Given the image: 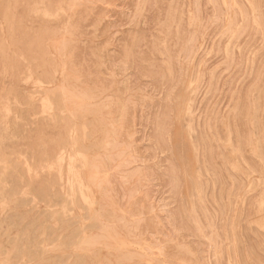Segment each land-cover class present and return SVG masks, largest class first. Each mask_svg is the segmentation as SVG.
I'll use <instances>...</instances> for the list:
<instances>
[{
    "label": "rangeland",
    "instance_id": "obj_1",
    "mask_svg": "<svg viewBox=\"0 0 264 264\" xmlns=\"http://www.w3.org/2000/svg\"><path fill=\"white\" fill-rule=\"evenodd\" d=\"M22 1L0 0V264H264V0Z\"/></svg>",
    "mask_w": 264,
    "mask_h": 264
},
{
    "label": "bare ground",
    "instance_id": "obj_2",
    "mask_svg": "<svg viewBox=\"0 0 264 264\" xmlns=\"http://www.w3.org/2000/svg\"><path fill=\"white\" fill-rule=\"evenodd\" d=\"M8 1H9V0H8ZM19 1H20V0H19ZM23 1H24V0H23ZM23 1H22V2H19V3H23ZM27 1H29V0H27ZM27 1H26L25 4L28 3ZM52 1H55V0H51V2H52ZM57 1H58V0H57ZM72 1H73V0H72ZM229 1H230V0H229ZM247 1H248V0H247ZM17 2H18V1H17ZM30 2H31V1H30ZM46 2H47V1H46ZM7 3H8V2H7ZM47 3H48V2H47ZM47 3H46V4H47ZM53 3H54V2H53ZM221 3H222V2H221ZM221 3H220V4H221ZM25 4L23 5V7L25 6ZM242 4H243V3H242ZM256 4H257V2H256ZM258 4H259V3H258ZM2 5H3V4H2ZM15 5H16V4H15ZM29 5H30V3H29ZM31 5H32V4H31ZM52 5H53V4H52ZM228 5H229V4H228ZM246 5H247V4H246ZM8 6H9V5H8ZM16 6H17V5H16ZM16 6H15V7H16ZM18 6H19V4H18ZM21 6H22V5H21ZM46 6H47V5H46ZM231 6H232V5H231ZM15 7H14V9H15ZM36 7H37V6H36ZM39 7H40V6H39ZM47 7H48V6H47ZM97 7H98V6H97ZM247 7H248V5H247ZM258 7H259V6H258ZM4 8L6 9L5 5H4ZM25 8H26V7H25ZM42 8L45 9V7H42ZM262 8H263V7H262ZM26 9H27V8H26ZM28 9H29V8H28ZM40 9H41V8H40ZM44 9H43V10H44ZM65 9H66V8H65ZM100 9H102V8H100ZM225 9H226V8H225ZM235 9H236V8H235ZM8 10H9V9H8ZM24 10H25V9H24ZM55 10H56V9H55ZM83 10H84V9H83ZM256 10H257V9H256ZM2 11H3V10H2ZM11 11H12V9H11ZM14 11H15V10H14ZM22 11H23V10H22ZM29 11H30V10H29ZM228 11H229V10H228ZM234 11H236V10H234ZM26 12H27V11H26ZM26 12H25L26 17H28ZM81 12H82V10H81ZM237 12H238V11H237ZM11 13H12V12H11ZM21 13H22V12H21ZM23 13H24V11H23ZM52 13H53V12H52ZM230 13H231V12H230ZM245 13H246V12H245ZM249 13H250V12H249ZM2 14H3V13H2ZM13 14H14V13H13ZM13 14H12V15H13ZM78 14H79V13H78ZM250 14H251V13H250ZM250 14H249V15H250ZM259 14H260V13H259ZM16 15H18V13H17ZM21 15H22V14H21ZM28 15H29V14H28ZM39 15H40V14H39ZM83 15H85V14H83ZM2 16H4V15H2ZM2 16H1V18H2V20H3V17H2ZM9 16H10V15H9ZM85 16H86V15H85ZM222 16H223V15H222ZM238 16H239V15H238ZM18 17H19V16H18ZM23 17H24V16H23ZM32 17H34V16H33V11H32ZM38 17H39V16H38ZM80 17H81V16H80ZM80 17H79V18H80ZM256 17H257V16H256ZM40 18H41V17H40ZM67 18H68V17H67ZM82 18H83V17H82ZM84 18H85V17H84ZM84 18H83V19H84ZM222 18H223V17H222ZM225 18H226V17H225ZM250 18H251V17H250ZM259 18H260V17H259ZM261 18H262V17H261ZM11 19H12V18H11ZM35 19H37V17H36ZM77 19H78V18H77ZM77 19H75V20H77ZM13 20H14V19H13ZM15 20H16V19H15ZM23 20H24V19H23ZM26 20H28V19H26ZM80 20H81V19H80ZM195 20H196V19H195ZM240 20H241V19H240ZM4 21H5V20H4ZM10 21H11V20H10ZM41 21L43 22V20H40V21L38 22V25H39V23H41ZM68 21H69V20H68ZM223 21H224V20H223ZM247 21H248V20H247ZM251 21H252V20H251ZM53 22H55V21H53ZM56 22H57V21H56ZM64 22H66V21H64ZM74 22H75V21H74ZM74 22H73V23H74ZM78 22H79V21H78ZM220 22H221V20H220ZM233 22H234V20H233ZM245 22H246V21H245ZM249 22H250V21H249ZM257 22H258V21H257ZM261 22H262V21H261ZM12 23H13V22H12ZM44 23H45V22H44ZM51 23H52V21H51ZM226 23H227V22H226ZM1 24H2V23H1ZM13 24H14V23H13ZM13 24H12V25H13ZM36 24H37V23H36ZM69 24H70V22H69ZM249 24H250V23H249ZM251 24H252V23H251ZM260 24H261V23H260ZM41 25H42V24H41ZM52 25H53V24H52ZM56 25H57V24H56ZM79 25H80V24H79ZM81 25H82V24H81ZM222 25H223V24H222ZM224 25H225V24H224ZM231 25H232V24H231ZM238 25H239V24H238ZM238 25H237V26H238ZM261 25H262V24H261ZM0 26H1V25H0ZM44 26H46V25L44 24ZM50 26H51V25L49 24V27H50ZM53 26H54V25H53ZM53 26H52V27H53ZM63 26H64V25H62V27H63ZM235 26H236V25H235ZM30 27H31V26H30ZM32 27H33V26H32ZM36 27H38L37 29H39V26L36 25ZM49 27H48V28H49ZM60 27H61V26H60ZM246 27H248V26H246ZM254 27H255V26H254ZM256 27H257V26H256ZM256 27H255V28H256ZM260 27H261V26H260ZM34 28H35V27H34ZM34 28H33V29H34ZM50 28H51V27H50ZM251 28H252V27H251ZM16 29H17V28H16ZM16 29L14 28L15 31H17ZM21 29H22V28H21ZM21 29H20V30H21ZM23 29H24V31H26V30H25V29H26V26H25V28H23ZM29 29H30V28H29ZM41 29H42V28H41ZM51 29H52V28H51ZM53 29H54V28H53ZM75 29H76V27H75ZM223 29H224V28H223ZM228 29H229V28H228ZM244 29H246V28H244ZM18 30H19V27H18ZM30 30H31V29H30ZM49 30H50V29H49ZM241 30H242V29H241ZM9 31H10V30H9ZM22 31H23V30H22ZM38 31H39V30H38ZM41 31H42V30H41ZM45 31H46V30H45ZM56 31H58V30H56ZM239 31H240V29H239ZM256 31H257V30H256ZM260 31H261V30H260ZM0 32H1V31H0ZM17 32H18V31H17ZM33 32H34V31H33ZM33 32L31 33V35L33 34ZM76 32H77V31H76ZM224 32H225V31H224ZM11 33H12V32H11ZM13 33H14V31H13ZM27 33H28V32H27ZM35 33H36V30H35ZM35 33H34V35H35ZM45 33H46V32H45ZM49 33H50V32H49ZM238 33H239V32H238ZM23 34H26V33L24 32ZM40 34H41V33H40ZM43 34H44V33H43ZM57 34H58V33H57ZM68 34H70V33H68ZM79 34H80V33H79ZM229 34H230V33H229ZM261 34H262V33H261ZM15 35H17V34L15 33ZM19 35L22 36V35H21V32H20ZM31 35H30V36H31ZM37 35H38V34H37ZM54 35H55V34H54ZM2 36H3V35H2ZM10 36H11V35H10ZM39 36L41 37V35H39ZM32 37H33V36H32ZM37 37H38V36H37ZM42 37H43V36H42ZM12 38H13V37H12ZM21 38H22V37H21ZM28 38H30V37H28ZM33 38H34V37H33ZM44 38H45V37H44ZM50 38H51V37H50ZM26 39H27V38H26ZM37 39H38V38H37ZM21 40H22V39H21ZM46 40H47V39H46ZM29 41H30V40H29ZM29 41H27V42H29ZM33 41H34V40H33ZM13 43H14V41H13ZM24 43H25V42H24ZM41 43H42V40H41ZM44 43H45V42H44ZM1 44H3V43H1ZM35 44H36L35 47H36V50H37V46H38V45H37L36 42H35ZM6 45H7V44H6ZM15 45H16V44H15ZM26 45H27V43H26ZM75 45H76V44H75ZM8 46H9V45H8ZM19 46H20V43H19ZM21 46H24V44H22ZM21 46H20V47H21ZM30 46H31V45H30ZM39 46H40V45H39ZM2 47H4V46H2ZM26 47H27V46H26ZM44 47H46V46H44ZM72 47H73V46H72ZM76 47H77V45H76ZM9 48H10V47H9ZM29 48H30V47H29ZM38 48H40V47H38ZM42 48H43V47H42ZM16 49H17V48H16ZM24 49H25V48H24ZM27 49H28V48H27ZM34 49H35V48H34ZM40 49H41V48H40ZM74 49H75V48H74ZM193 49H194V48H193ZM2 50L5 51V49H2ZM7 50H8V49H7ZM44 50H45V49H44ZM46 50H47V49H46ZM72 50H73V49H72ZM22 51H23V49H22ZM41 51H42V50H41ZM19 52H20V51H19ZM33 52H34V51H33ZM0 53H1V51H0ZM37 53H39V49H38ZM44 53H45V52H44ZM49 53H50V51H49ZM82 53H83V52H82ZM2 54H3V58H5L4 52H3ZM9 54H10V53H9ZM25 54H26V52H25ZM28 54H29V53H28ZM40 54H41V53H40ZM51 54H52V53H51ZM80 54H81V52H80ZM36 55H37V54H36ZM36 55H35V56H36ZM65 55H66V54H65ZM29 56H33V55H29ZM41 56H42V55H41ZM44 56H45V55H44ZM81 56H82V55H81ZM48 57H49V56H48ZM51 57H52V56H51ZM75 57H76V56H75ZM32 58H33V57H32ZM39 58H40V57H39ZM76 58H77V57H76ZM79 58H80V57H79ZM81 58H82V57H81ZM10 59H11V58H10ZM34 59H35V58H34ZM34 59H33V60H34ZM37 59H38V58H37ZM42 59H43V58H42ZM48 59H49V58H48ZM77 59H78V58H77ZM77 59H76V60H77ZM4 60H5V59H4ZM40 60H41V58H40ZM45 60H46V59H45ZM49 60H50V59H49ZM82 60H83V59H82ZM23 61H24V60H23ZM46 61H47V60H46ZM50 61H51V60H50ZM78 61L80 62L81 60H78ZM35 62H36V61H35ZM11 63H12V62H11ZM20 63H21V62H20ZM24 63H25V62H23L22 66L24 65ZM28 63H30V61H29ZM28 63H27L26 65H28ZM32 63H34V62H32ZM36 63H38V62H36ZM40 63L42 64L41 61H40ZM47 63H48V62H47ZM13 64H14V63H13ZM74 64H75V63H74ZM78 64H80V63H78ZM1 65H2V64H1ZM18 65H19V64H18ZM38 65H39V64H38ZM49 65H50V64H49ZM52 65H53V64H52ZM55 65H56V64H55ZM55 65H54V66H55ZM5 66H6V65H5ZM16 66H17V65H16ZM28 66H29V65H28ZM34 66H35V65H34ZM39 66H41V65H39ZM9 67H10V66H9ZM10 68H11V67H10ZM170 68H171V67H170ZM3 69H4V68H3ZM17 69H18V67H17ZM29 69H30V67H29ZM36 69H37V67H36ZM13 70H14V69H13ZM25 70H26V69H25ZM32 70H34V69H32ZM46 70H47V69H46ZM17 71H18V70H17ZM23 71H24V68H23L22 72H23ZM26 71H28V70H26ZM41 71H42V70H41ZM13 72H14V71H13ZM22 72H21L20 75H22ZM56 72H57V71H56ZM59 73H60V72H59ZM12 74H14V73H12ZM23 75H26V73L23 74ZM59 75H60V74H59ZM18 76H19V74H18ZM38 76H39V75H38ZM45 76H47V75H45ZM54 76H55V75H54ZM27 77H28V76H27ZM24 78H25V77H24ZM41 78H42V77H41ZM43 78H44V77H43ZM46 78H47V77H46ZM44 80H46V79H44ZM61 81H62V80H61ZM43 82H44V81H43ZM80 82H81V81H80ZM78 83H79V82H78ZM81 83H82V82H81ZM40 84H41V83H40ZM79 84H80V83H79ZM70 86H71V85H70ZM26 87H27V86H26ZM27 90H28V89H27ZM51 93H52V92H51ZM53 100H54V99H53ZM2 103H3V102H2ZM64 106H65V105H64ZM4 107H5V106H4ZM44 107H45V105H44ZM54 109H55V108H54ZM58 109H59V108H58ZM5 110H7V109H5ZM8 111L10 112L9 109H8ZM31 111H32V110H31ZM0 112H1V111H0ZM9 112H8V114H9ZM19 112H20V111H19ZM28 112H29V111H28ZM62 112H63V111H62ZM18 114H19V113H18ZM1 115H3V114H1ZM22 116H23V115H22ZM17 117H18V116H17ZM17 117H16V118H17ZM1 118H2V117H1ZM21 118H22V117H21ZM20 121H21V119H20ZM65 121H66V120H65ZM69 121H70V119H69ZM72 121H73V120H72ZM12 122H13V120H12ZM14 122H15V121H14ZM45 122H46V121H45ZM19 123H20V122H19ZM19 123H18V124H19ZM43 123H44V122H43ZM71 123H72V122H71ZM47 124H49V123H47ZM47 124H46V125H47ZM68 124H70V123H68ZM44 125H45V123H44ZM46 125H45V126H46ZM50 125H51V124H50ZM94 125H95V123H94ZM18 126H19V125H18ZM52 126H53V124H52ZM61 126H62V124H61ZM46 127H47V126H46ZM64 127H65V126H64ZM77 127H78V126H77ZM7 128H8V127H7ZM19 128H20V127H19ZM36 128H37V127H36ZM47 128H48V127H47ZM191 128H192V127H191ZM44 129H45V128H44ZM55 129L57 130V128H55ZM59 129H60V128H59ZM98 129H99V128H98ZM41 130H42V129H41ZM50 130H51V129H49V131H50ZM52 130H53V129H52ZM61 130H62V129H61ZM53 131H54V130H53ZM62 131H64V130H62ZM81 131H82V130H81ZM95 131H96V128H95ZM190 131H191V129H190ZM37 132H38V131H37ZM37 132H35L36 134H35L34 136L37 135ZM39 132H40V131H39ZM47 132H48V131H47ZM51 132H52V131H51ZM55 132H56V131H55ZM59 132H60V131H58V133H59ZM96 132H97V131H96ZM49 133H50V132H48V134H49ZM58 133H57V134H58ZM63 133H64V132H63ZM71 133H72V132H71ZM41 134H42V133H41ZM46 134H47V133H46ZM46 134H45V135H46ZM93 134H94V132H93ZM254 134H255V133H254ZM25 135H26V133H25ZM30 135H31V134H30ZM30 135L28 134L27 136H30ZM61 135H63V134H61ZM64 135H66V134H64ZM64 135H63V136H64ZM100 135H101V134H100ZM3 136H4V135H3ZM38 136H39V135H38ZM46 136H47V135H46ZM46 136H45V137H46ZM51 136H52V135H51ZM51 136H50V137H51ZM80 136H81V134H80ZM23 137H24V135H23ZM32 137H33V136H32ZM36 137H37V136H36ZM41 137H42V136H41ZM45 137H44V138H45ZM50 137H49V138H50ZM54 137H55V136H54ZM58 137H59V136H58ZM98 137H99V136H98ZM256 137H257V136H256ZM256 137H255V139H256ZM25 138H26V137H25ZM37 138H38V137H37ZM65 138H66V137H65ZM100 138H101V137H100ZM251 138H252V137H251ZM51 139H52V138H51ZM61 139H62V138H61ZM47 140H49V139L47 138ZM47 140L45 139V141H47ZM62 140H63V139H62ZM259 140H260V139H259ZM52 141H53V140H52ZM52 141H51V142H52ZM73 141H74V140H73ZM256 141H257V139H256ZM48 142H49V141H48ZM58 142H59V141H58ZM101 142H102V141H101ZM54 143H55V142H54ZM69 143H70V142H69ZM260 143H261V141H260ZM49 144H50V143H49ZM49 144L46 143V145H49ZM80 144H81V143H80ZM100 144H101V143H100ZM258 144H259V142H258ZM2 145H3V144H2ZM94 145H95V144H94ZM94 145H93V146H94ZM101 145H102V144H101ZM193 145H194V144H193ZM51 146H52V145H51ZM53 146H55V145H53ZM72 146H73V145H72ZM74 146H75V145H74ZM251 146H252V145H251ZM248 147H249V146H248ZM259 147H260V146H259ZM2 148H3V147H2ZM52 148L55 149L54 147H52ZM95 148H96V147H95ZM100 148H101V147H100ZM260 148H261V147H260ZM260 148H259V149H260ZM41 149H43V148H41ZM39 150H40V149H39ZM51 150H52V149H51ZM51 150H50V151H51ZM62 150H64V149H62ZM261 150H262V149H261ZM261 150H260V153H261ZM40 151H42V150H40ZM44 151H45V149H44ZM47 151H49V149H48ZM96 151H97V150H96ZM262 151H263V150H262ZM235 152H236V151H235ZM258 152H259V151H258ZM39 153H40V152H39ZM45 153H46V152H45ZM61 153H62V152H61ZM68 153H69V152H68ZM5 154H6V153H5ZM48 154H49V153H48ZM56 154H57V153H56ZM56 154H55V155H56ZM77 154H78V153H77ZM80 154H81V153H80ZM102 154H103V153H102ZM261 154L264 155V153H261ZM3 155H4V153L2 154V160H3ZM38 155H39V154H38ZM41 155H42V154H41ZM51 155H52V153H51ZM58 155H59V153H58ZM81 155L83 156V155H85V154H81ZM6 156H7V155H6ZM6 156H5V157H6ZM63 156H64V155H63ZM63 156H62V158H63ZM67 156H68V155H67ZM249 156H251V155H249ZM68 157H69V156H68ZM83 157L85 158V156H83ZM251 157H252V156H251ZM255 157H256V155H255ZM39 158H40V157H39ZM44 158H46V157H44ZM81 158H82V157H81ZM252 158H254V156H253ZM259 158H260V157H259ZM41 159H42V158H41ZM58 159H59V157H58ZM263 159H264V158H263ZM5 160H6V158H5ZM5 160H4V161H5ZM7 160H8V159H7ZM61 160H62V159H61ZM63 160H64V159H63ZM72 160H73V158H72ZM72 160H71V161H72ZM254 160H255V159H254ZM43 161H44V159H43ZM48 161H49V160H48ZM48 161H47V162H48ZM50 161H51V160H50ZM1 162H2V161H1ZM5 162H6V161H5ZM58 162H60V161H58ZM106 162H107V161H106ZM248 162H249V161H248ZM262 162H263V161H262ZM49 163H50V162H49ZM51 163H52V161H51ZM78 163H79V162H78ZM263 163H264V162H263ZM57 164H58V163H57ZM59 164H60V163H59ZM61 164H62V162H61ZM61 164H60V165H61ZM80 164H81V163H80ZM7 165H8V164H7ZM7 165H4V166H7ZM9 165H10V164H9ZM52 165H53V164H52ZM52 165H51V166L48 165V168L50 169V167H52ZM60 165H59V167H60ZM83 165H84V164H83ZM87 165H88V164H87ZM55 166H56V165H55ZM8 167H9V166H8ZM61 167H62V166H61ZM68 167H69V166H68ZM10 168H11V167H10ZM77 168H78V167H77ZM4 169H5V168H3V171H4ZM6 169H7V167H6ZM49 169H47V170H49ZM54 169H56V168H54ZM60 169H61V168H60ZM60 169H59V173H60ZM9 170H10V169H9ZM57 171H58V170H57ZM5 172H6V171H4V173H5ZM8 172H9V171H7V173H8ZM39 172H40V171H39ZM79 172H80V171H79ZM12 173H13V171H12ZM17 173H18V172H17ZM46 173H47V172H46ZM5 174H6V173H5ZM5 174H4V175H5ZM43 174H44V173H43ZM60 174H61V173H60ZM111 174H112V173H111ZM6 175H7V174H6ZM9 175H10V174H9ZM12 175H13V174H12ZM44 175H45V174H44ZM44 175H41V176H44ZM52 175H53V174H52ZM58 175H59V174H58ZM58 175H57V176H58ZM72 175H73V173H72ZM2 176H3V175H2ZM2 176H1V177H2ZM7 176H8V175H7ZM14 176H15V175H14ZM50 176H51V175H50ZM110 176H111V175H110ZM1 177H0V178H1ZM3 177L6 179L5 176H3ZM3 177H2V178H3ZM44 177L46 178V176H44ZM44 177H42V178H44ZM73 177H74V175H73ZM73 177H72V178H73ZM4 178H3V180H4ZM7 178H8V177H7ZM34 178H35V177H34ZM60 178H61V175H60ZM9 179H12V178L9 177L8 180H9ZM48 179H49V178H48ZM51 179H52V178H51ZM56 179H57V178H56ZM58 179H59V178H58ZM61 179H62V178H61ZM61 179H59V180H61ZM67 179H68V178H67ZM1 180H2V179H1ZM6 180H7V179H6ZM30 180H31V179H30ZM38 180H39V179H38ZM44 180H45V179H44ZM44 180H43V181H44ZM59 180H58V181H59ZM49 181H50V180H49ZM52 181H54V180H52ZM67 181H69V180H67ZM71 181H72V180H71ZM111 181H113V180H111ZM37 182H38V181L36 180V183H37ZM46 182H47V179H46ZM60 182H62V181H60ZM116 182H117V181H116ZM4 183H5V182H4ZM6 183H7V182H6ZM42 183H43V182H42ZM57 183H58V182H57ZM2 184H3V183H2ZM32 184H34V183L32 182ZM38 184H39V183H38ZM38 184H37V186H38ZM66 184H67V183H66ZM69 184H70V183H69ZM0 185H1V184H0ZM6 185H7V184H6ZM43 185L46 186V183L43 184ZM67 185H68V184H67ZM118 185H119V184H118ZM41 186H42V184H41ZM41 186H38V187L40 188ZM54 186H55V184H54ZM79 186H80V185H79ZM81 186H82V184H81ZM4 187L6 188V186H4V184H3V188H4ZM7 187H8V186H7ZM66 187H67V186H66ZM254 187H255V186H254ZM256 187H257V186H256ZM3 188H2V189H3ZM59 188H60V187H59ZM69 188H70V187H69ZM105 188H106V187H105ZM118 188H119V187H118ZM118 188H117V190H118ZM261 188H262V187H261ZM261 188H260V190H261ZM11 189H12V188H11ZM11 189H10V190H11ZM42 189H45V188L42 187ZM42 189H39V190H42ZM60 189H61V188H60ZM60 189H59V190H60ZM119 189H120V188H119ZM263 189H264V188H263ZM4 190H5V189H4ZM6 190H7V189H6ZM10 190H9V192H10ZM36 190H37V189H36ZM39 190H38V191H39ZM51 190H52V189H51ZM51 190H50V191H51ZM14 191H15V190H14ZM48 191H49V190H48ZM52 191H53V190H52ZM52 191H51V192H52ZM18 192H19V191H18ZM18 192H17V193H18ZM42 192H43V191H42ZM46 192H47V191H46ZM56 192H57V190H56ZM59 192L62 193V190L59 191ZM115 192H116V191H115ZM258 192H259V191H258ZM261 192H262V191H261ZM0 193H1V191H0ZM4 193H5V191H4ZM47 193H48V192H47ZM47 193H46V195H47ZM8 194H9V193H8ZM44 194H45V193H44ZM44 194H43V195H44ZM48 194H49V193H48ZM50 194H51V193H50ZM56 194H58V193H56ZM260 194H261V193H260ZM0 195H2V194H0ZM5 195H6V194H5ZM9 195H10V194H9ZM52 195H53V194H52ZM52 195H51V196H52ZM64 195H65V194H64ZM123 195H124V194H123ZM261 195H262V194H261ZM58 196H59V195H58ZM58 196H57V197H58ZM61 196H62V195H61ZM262 196H263V195H262ZM0 197H1V196H0ZM66 197H67V196H66ZM259 197H260V196H259ZM1 198H2V197H1ZM1 198H0V199H1ZM27 198H28V197H27ZM50 198H51V197H50ZM256 198H257V195H256ZM262 198H263V197H262ZM11 199H12V198H11ZM80 199H81V198H80ZM2 200L4 201V200H6V199H2ZM55 200H56V199H55ZM120 200H121V196H120ZM255 200H256V199H255ZM0 201H1V200H0ZM12 201H13V200H12ZM15 202H17V200H16ZM18 202H19V200H18ZM246 202H247V201H246ZM47 203H48V202H47ZM47 203H46V204H47ZM13 204H14V203H13ZM15 205H16V204H15ZM20 205H21V204H20ZM52 205H53V204H52ZM61 205H62V204H61ZM73 205H74V204H73ZM245 206H246V204H245ZM247 207H248V205H247ZM14 208H15V207H14ZM44 208H45V207H44ZM244 208H245V207H244ZM7 209H8V208H7ZM38 209H39V208H38ZM40 209H41V208H40ZM248 209H249V208H248ZM250 209H251V208H250ZM263 209H264V208H263ZM9 210H10V209H9ZM15 210H16V209H15ZM18 210H19V209H18ZM18 210H17V211H18ZM245 210H246V209H244V211H245ZM4 211H5V210H4ZM11 211H12V210H11ZM19 211H20V210H19ZM252 212H253V211H252ZM16 213H17V212H16ZM18 213H19V212H18ZM242 213H243V212H242ZM40 214H41V213H40ZM40 214H38V215H40ZM49 214H50V213H49ZM244 214H245V213H244ZM246 214H247V217H248V213H246ZM246 214H245V215H246ZM45 215H46V214H45ZM47 215H48V214H47ZM249 215H250V214H249ZM10 216H11V215H10ZM10 216H9V217H10ZM13 216H15V215H13ZM22 216H23V215H22ZM83 216H84V214H83ZM87 216H88V214H87ZM104 216H105V215H104ZM241 216H242V215H241ZM252 216H253V215H252ZM254 216H255V215H254ZM5 217H6V216H5ZM9 217H8V218H9ZM34 217H35V216H34ZM79 217H80V216H79ZM233 217H234V216H233ZM235 217H236V216H235ZM247 217H246V218H247ZM1 218H3V216H2ZM32 218H33V217H32ZM37 218L41 219L40 217H37ZM248 218H250V217H248ZM14 219H15V218H14ZM48 219H49V218H48ZM236 219H237V218H236ZM239 219H240V218H239ZM0 220H1V219H0ZM7 220H8V219H7ZM15 220H16V219H15ZM129 220H130V219H129ZM242 220H243V219H242ZM242 220H241V221H242ZM247 220H248V219H247ZM8 221H9V220H8ZM8 221H7V223H8ZM32 221H33V220H32ZM42 221L45 222L44 219H42ZM42 221H40V222H42ZM61 221H62V220H61ZM71 221H72V220H71ZM75 221H76V220H75ZM241 221H239V222H241ZM0 222H1V221H0ZM5 222H6V220H5ZM50 222H51V221H50ZM66 222H67V221H66ZM249 222H250V220H249ZM11 223H12V222H11ZM61 223H62V222H61ZM235 223H236V222H235ZM241 223H242V222H241ZM247 223H248V222H247ZM255 223H256V222H255ZM0 224H1V223H0ZM8 224H9V223H8ZM39 224H40V223H39ZM39 224H37V225H39ZM64 224H66V223L64 222ZM64 224L62 223V226H63ZM237 224H238V222H237ZM237 224H236V225H237ZM1 225L3 226V224H1ZM9 225H10V224H9ZM22 225H23V223H22ZM69 225H70V224H69ZM251 225H252V224H251ZM16 226H17V225H16ZM24 226H25V225H24ZM42 226H43V225H42ZM48 226H49V225H48ZM64 226H65V225H64ZM89 226H90V225H89ZM238 226H239V225H238ZM238 226H237V227H238ZM241 226H243V224H242ZM8 227H9V226H8ZM21 227H23V226H21ZM90 227H91V226H90ZM99 227H101V226H99ZM235 227H236V226H235ZM260 227H261V226H260ZM19 228H20V227H19ZM39 228H40V227H39ZM62 228H63V227H61L60 229H62ZM65 228H67V227H65ZM65 228H63V229H65ZM91 228H92V227H91ZM91 228H90V229H91ZM93 228H94V227H93ZM247 228H248V227H247ZM249 228H250V226H249ZM12 229H13V228H12ZM15 229H16V228H15ZM22 229H23V228H22ZM54 229H55V228H54ZM10 230H11V229H10ZM13 230H14V229H13ZM31 230H32V229H31ZM6 231H7V229H6ZM15 231H16V230H15ZM27 231H28V230L26 229V232H27ZM86 231H88V230H86ZM90 231H91V230H90ZM146 231H147V230H146ZM13 232H14V231H13ZM54 232H55V231H54ZM57 232H58V231H57ZM57 232H56V233H57ZM60 232H61V231H60ZM63 232H64V230H63ZM6 233L8 234V232H6ZM14 233H15V232H14ZM16 233L19 235L18 232H16ZM21 233H22V232H21ZM29 233H30V232H29ZM71 233H72V232H71ZM22 234H23V233H22ZM24 234H25V231H24ZM59 235H60V233H59ZM59 235H58V237H59ZM66 235H67V234H66ZM70 235H71V234H70ZM235 235H236V234H235ZM11 236H13V235H11ZM14 236L18 239V237H17L16 235H14ZM19 236H20V235H19ZM36 236H37V235H36ZM53 236H55V234H54ZM56 236H57V234H56ZM78 236H79V234H78ZM144 236H145V235H144ZM1 237H3V236H1ZM9 237H10V236H9ZM15 237H14V238H15ZM20 237H21V236H20ZM25 237H26V236H25ZM46 237H47V235H46ZM46 237H45V238H46ZM73 237H74V236H73ZM228 237H229V242H230V236H228ZM27 238H28V237H27ZM32 238H33V237H32ZM45 238H44V239H45ZM237 238H238V237H237ZM237 238H236V239H237ZM3 239H5V238L3 237ZM21 239H22V238H21ZM35 239H36V238H35ZM68 239H69V238H68ZM22 240H23V239H22ZM72 240H73V239H72ZM133 240H134V239H133ZM20 241H21V240H20ZM25 241H26V240H25ZM63 241H64V240H63ZM73 241H76V240H73ZM237 241H238V240H237ZM3 242H4V241H3ZM12 242H13V241H12ZM12 242H11V243H12ZM41 242H42V241H41ZM14 243H15V242H14ZM14 243H12V244L14 245ZM24 243L26 244V242H24ZM24 243H23V244H24ZM72 243H73V242H72ZM151 243H152V242H151ZM237 243H239V241H238ZM8 244H9V243H8ZM25 244H24V245H25ZM31 244H32V243H31ZM24 245H23V246H24ZM177 245H178V244H177ZM0 246H2V245H0ZM6 246H7V245H6ZM16 246H19V245H16ZM27 246H28V245H27ZM231 246H233V245H231ZM13 247H14V246H13ZM20 247H21V246H20ZM62 247H63V246H62ZM5 248H6V247H5ZM15 248H16V247H15ZM17 248H18V247H17ZM29 248H30V247H29ZM43 248H44V247H43ZM233 248H234V247H233ZM12 249H13V248H12ZM22 249H23V248H22ZM237 249L239 250L238 247H237ZM7 250H8V249H7ZM16 250H18V249H16ZM30 250H31V249H30ZM33 250H34V248H33ZM186 250H187V249H186ZM229 250H230V249H229ZM231 250H233V249H231ZM5 251H6V250H5ZM8 251H9V250H8ZM10 251H11V250H10ZM233 251H234V250H233ZM11 252H12V251H11ZM11 252H10V254H11ZM98 252H99V251H98ZM3 253H4V250H3ZM3 253H1V254L4 255ZM13 253H14V252H13ZM17 253H19V252H17ZM155 253H157V252H155ZM177 253H178V252H177ZM231 253H233V252H231ZM243 253H244V251H243ZM98 254H99V253H98ZM182 254H183V253H182ZM184 254H185V253H184ZM239 254H241V253H239ZM11 255H12V254H11ZM16 255H20V254H16ZM177 255H179V254H177ZM230 255H231V254H230ZM241 255H242V254H241ZM26 256H27V255H26ZM32 256H34V254H33ZM82 256H83V255H82ZM155 256H156V255H155ZM167 256H168V255H167ZM195 256H196V255H195ZM238 256H239V255H238ZM7 257H8V256H7ZM10 257H11V256H10ZM14 257H17V256H13V258H14ZM58 257H59V256H58ZM232 257H233V256H232ZM240 257H241V256H240ZM13 258H12V259H13ZM51 258H52V257H51ZM60 258H61V257H60ZM185 258H186V257H185ZM191 258H192V257H191ZM196 258H197V257H196ZM1 259H2V258H1ZM14 259H15V258H14ZM14 259H13V260H14ZM82 259H83V258H81V260H82ZM88 259H89V258H88ZM193 259H195V258H193ZM43 260H44V259H43ZM85 260H86V259H85ZM100 260H101V259H100ZM240 260H241V259H240ZM25 261H26V260H25ZM88 261H89V260H87V263H88ZM91 261H92V260H91ZM91 261H90V262H91ZM98 261H99V260H98ZM192 261H193V260H192ZM194 261H196V259H195ZM197 261H199L198 258H197ZM10 262H11V261H10ZM17 262H18V261H17ZM66 262H67V261H66ZM133 262H134V260H133ZM172 262H173V261H172ZM199 262H200V261H199ZM233 262H234V259H233ZM11 263H12V262H11ZM55 263H56V262H55ZM76 263H77V261H76ZM76 263H75V264H76ZM87 263H86V264H87ZM93 263H94V262H93ZM194 263H196V262H194ZM197 263H198V262H197ZM14 264H15V262H14ZM51 264H52V263H51ZM61 264H63V263L61 262ZM65 264H67V263H65ZM89 264H92V263H89ZM97 264H98V263H97ZM199 264H200V263H199Z\"/></svg>",
    "mask_w": 264,
    "mask_h": 264
}]
</instances>
